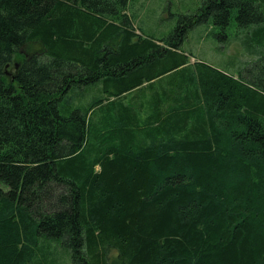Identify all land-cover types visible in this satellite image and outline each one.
Returning <instances> with one entry per match:
<instances>
[{
	"label": "trees",
	"instance_id": "obj_1",
	"mask_svg": "<svg viewBox=\"0 0 264 264\" xmlns=\"http://www.w3.org/2000/svg\"><path fill=\"white\" fill-rule=\"evenodd\" d=\"M139 1L0 0V264H264V0L163 37ZM205 22L259 73L183 50Z\"/></svg>",
	"mask_w": 264,
	"mask_h": 264
},
{
	"label": "rangeland",
	"instance_id": "obj_2",
	"mask_svg": "<svg viewBox=\"0 0 264 264\" xmlns=\"http://www.w3.org/2000/svg\"><path fill=\"white\" fill-rule=\"evenodd\" d=\"M201 3L202 0H140L130 15L136 26L145 33L163 37L176 28L181 15H195ZM212 28L209 22H205L191 30L182 46L183 50L193 54L195 60L231 75H237L239 71L246 75L244 70H250L252 74L259 73L261 65L257 61L260 55L256 54L259 51L250 53L245 49V33L233 25L227 31L228 39H224L221 35L215 36V29ZM42 50L39 44L31 47V51L42 53ZM14 68L13 63L9 68L10 75Z\"/></svg>",
	"mask_w": 264,
	"mask_h": 264
}]
</instances>
